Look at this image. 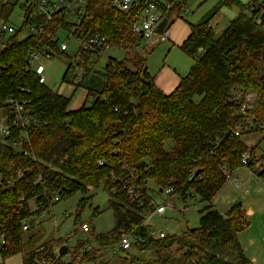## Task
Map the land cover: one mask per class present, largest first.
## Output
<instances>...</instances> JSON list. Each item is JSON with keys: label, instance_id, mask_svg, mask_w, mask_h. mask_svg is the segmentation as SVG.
<instances>
[{"label": "trees", "instance_id": "trees-1", "mask_svg": "<svg viewBox=\"0 0 264 264\" xmlns=\"http://www.w3.org/2000/svg\"><path fill=\"white\" fill-rule=\"evenodd\" d=\"M35 1L0 0V25L10 20L20 3L25 11L14 33L4 39L6 34L0 31V107L6 110L8 124L16 115L12 99L30 106L34 119L26 128L27 136H21V127H13L0 142L2 260L21 253L22 264H38L42 258L51 259L53 264L81 263L115 248L121 234L135 227L145 235V217L135 209L128 189H140L147 205L152 201L148 184L153 182L160 191L173 187L182 199L196 195L208 202L201 209L199 226L185 231L186 240L176 251L184 257L182 264H254L240 241V233L251 225L244 207L236 202L223 213L212 201L240 166H247L264 181V154L257 157L258 144L250 150L251 161L242 163L243 154L249 150L242 136L261 130L252 124L264 123V29L255 21L256 11L239 0H221L201 20L189 23L190 32L181 48L194 63L167 93L158 86L141 55L147 44L133 31V15L120 11L117 0H86L81 24L84 36L99 33L113 48L124 49L133 57H110L100 69L101 60H94L92 51L58 50V55L68 61L63 83L86 92L84 103L71 109L74 93L67 97L40 83L28 63L31 50L57 48L53 36L60 39L66 34L70 38L71 24L61 11L51 20L37 15ZM187 2L174 0L168 17H179ZM222 6H237L239 13L217 35L211 21ZM37 20H47L43 30L38 35H24L27 25ZM75 62L83 68L79 82L70 78ZM249 90L258 93L256 107L241 114L236 96ZM237 128L239 134L233 132ZM169 140L173 146L168 151L165 144ZM224 166L231 169L230 176ZM9 181L13 182L10 186ZM91 188H102L110 195L113 229L94 235L91 228V238L77 240L70 262L62 260L71 248L64 237H51L27 250L36 236L26 234L37 226L38 212L32 203L47 206L56 194L60 202L81 193L76 213L80 225L83 208L92 198ZM27 220L31 227L23 230ZM169 238V233L165 238H150L137 249L163 252L176 242L174 236L168 243ZM84 244L90 248L81 253ZM64 245L67 252L60 254ZM39 247L43 249L37 251Z\"/></svg>", "mask_w": 264, "mask_h": 264}, {"label": "rangeland", "instance_id": "rangeland-1", "mask_svg": "<svg viewBox=\"0 0 264 264\" xmlns=\"http://www.w3.org/2000/svg\"><path fill=\"white\" fill-rule=\"evenodd\" d=\"M217 0H188L185 5V10L187 12L182 11V14L177 17L173 15L169 19V23H171V27L173 28V34L171 38H169L165 42L158 43L154 46H147L145 49L141 50V55L146 58V66L148 67L149 72L154 77L158 76V73L164 68H169L171 70L176 69L182 76L187 75L190 72L191 67L194 63V58L187 54L182 48L181 45L178 44L177 38L175 35L176 31L184 32L190 26V22H197L201 20L204 16H206L207 12H209L212 8L211 4L217 3ZM219 1V0H218ZM246 1V0H243ZM209 10V11H208ZM24 9L21 7V3L17 5L14 9L13 13L10 16V20L7 22L13 26H21L23 21ZM205 13V15H204ZM239 13V9L237 6H222L221 10L215 15V17L211 21V25L217 35L226 28L232 18ZM7 37L5 35L4 39ZM66 34L60 35V40L65 41ZM80 42L70 36L68 42V52H75L79 47ZM109 57L116 58L118 60L122 59H130L133 57V54L125 51L120 48H112L109 51ZM41 63L45 67L44 76L46 78L45 84L53 90L61 91L63 95H71L72 86L69 83H63V76L65 74L66 68L68 66V61L61 55H55L50 59H41ZM105 61L101 62L100 68L103 69ZM128 68L132 69V65L130 62L127 63ZM73 78V76H70ZM200 97H196V100H199ZM84 100V94L82 89H78L72 99L70 108H79ZM88 104H91V100L88 101ZM6 125V110L0 107V142H4L5 135L3 133V127ZM245 144L249 145V147H253L250 144L254 143V145L258 144L256 149V155L262 156L264 154V131L263 130H253L249 133H246L242 136ZM173 146V141L169 140L165 144L166 150H171ZM16 149H20L19 145L15 146ZM237 170V169H235ZM234 170V171H235ZM248 170L241 169L235 173V176H238L242 183L246 182L244 186L237 187L232 177L228 178L225 185L218 192V194L213 199V204L215 207L225 211V208L229 207V200L235 197L238 198L242 193L244 194L245 189H259L258 188V176L255 174L253 176H249L247 173ZM149 190L148 194L151 199L160 204L164 203L167 200V196L164 191H160L159 188L153 184V182H149ZM89 195L92 196L91 203H87L83 208V211L80 215L81 221L89 222L91 228H93L94 235L100 233H106L114 228L115 220L112 211L108 208V201L110 199V195L104 191L102 188H91ZM83 197L81 193H77L76 195L64 199L56 203L54 206V210L56 213V219L58 222L57 230L54 229V219H51V223L44 226V221L40 220L41 218H37V226L32 227L27 235L35 234V238L32 243L29 244L27 250L37 248L40 243L45 242L46 240L54 237H67V235L75 232L79 227V222L76 221V213L77 206L80 202V199ZM242 198V197H241ZM232 202V201H231ZM237 202H240L238 200ZM174 209L168 208L165 216L155 215L151 219H147L145 222V227L151 230H162L169 233L171 238H169L168 243L173 239L172 237H176V242L171 244L169 248L163 250V252H157L154 249H131L129 251L119 250L118 248H109L97 253V262L87 261V263L82 264H182L184 261V257L176 253L177 249L181 246V244L186 240L185 231L188 228L198 227L200 224V219L202 216L201 209H203L208 202L202 200L199 196L189 195L186 199H182V197H175L172 200ZM33 208L35 207V203L31 205ZM98 207L97 211L94 209ZM68 212L70 214L69 218H65L64 214ZM49 216V214H48ZM49 221V218H46ZM88 234H85L81 231H77L75 237L67 239L68 246H74L75 242L78 239H82L87 237ZM95 248H97V244L95 241L91 243ZM1 246V241H0ZM26 250V251H27ZM164 258H169L167 261H162ZM71 259V258H70ZM72 261V260H71ZM79 260L73 262V264H77ZM23 262V255L17 254L14 256L8 257L6 260H2L0 257V264H21Z\"/></svg>", "mask_w": 264, "mask_h": 264}, {"label": "built area", "instance_id": "built-area-1", "mask_svg": "<svg viewBox=\"0 0 264 264\" xmlns=\"http://www.w3.org/2000/svg\"><path fill=\"white\" fill-rule=\"evenodd\" d=\"M37 8V15H44L47 20H51L53 15L57 11H61L65 16L67 22L71 24L70 34L74 38H76L80 45L77 50H89L94 54V60H104V66L110 61L109 51L113 48L109 41L105 36L99 33H93L91 35L84 36V32L81 31L82 19L85 14L86 8V0H36L35 2ZM174 3V0H117L116 7L125 13L133 15L135 19V23L133 25V31L144 38L147 46H154L158 43L165 42L170 38L171 35V23H169L170 17H168V13ZM251 10L256 11L257 15L255 18L256 23L264 29V0H249L246 3ZM27 5V4H26ZM182 11L187 12L185 10V5L182 7ZM172 17V16H171ZM166 19V24L162 31H159V25ZM45 20V23L47 22ZM42 20H37L36 22H32L27 25L24 35H38L45 25ZM18 26H13L8 23H4L0 25V31L3 34H11L17 30ZM84 36V37H83ZM77 37H82L81 39ZM52 41L57 43V48L47 47L43 49H33L29 53V67L38 75L39 82L45 83L46 78L44 76L45 67L41 63V59H50L55 55H58V50L68 51L69 46V38H66L65 41H61L57 36L52 37ZM76 50V51H77ZM80 61V60H78ZM78 63H74L75 68L72 71V76L74 81H81L83 78V68L77 67ZM103 66V67H104ZM92 67L93 63H92ZM101 69V68H100ZM74 89H76L75 85H72ZM86 95V93H85ZM258 93L254 90H249L247 92H241L236 96V102L240 105L239 113L247 114L251 111L255 110L256 101H257ZM17 100H11V104L15 107V118L11 124H8L6 121V125L3 127L4 135H9L11 132V128H22L21 136H27L26 128L31 125L34 121L32 115V109L30 106H26L25 102H15ZM8 117L6 116V119ZM253 128H260L264 131V123L260 124H252ZM233 132L235 134L240 133V129H234ZM249 147V145H248ZM251 147L249 150L243 154L242 163L244 165L248 164L251 160L250 156ZM103 164V160L99 161ZM264 164V163H263ZM259 168H263L262 165H258ZM224 172L227 176H230L231 169L228 166H224ZM13 182L9 181L8 186L12 185ZM167 196V200L164 203H156L153 200L149 204H145V196L141 193L140 189L136 187H129L128 194L132 198V202L136 205L135 209L142 211L143 216L145 217V222L147 219H151L153 216H165L168 208L174 209L172 200L177 196V193L173 187H167L164 190ZM60 197L56 194L51 198L47 206L44 205H36L33 210L38 212V216L36 218L43 219L48 214H51L54 211V203L58 202ZM53 202V203H52ZM64 217L67 219L70 217V214L66 212ZM40 219V220H41ZM38 220V219H37ZM36 220V221H37ZM144 222V225H145ZM55 226L58 225L57 219L54 218ZM31 227V223L27 220L23 224V230H29ZM135 230L131 232H124L121 234L116 248L119 250L129 251L134 248H138L143 244H146L150 238L160 239L165 238L168 233L162 230H146V234H141ZM147 229V228H146ZM77 231H81L88 236L91 235V225L88 222H82L78 230L64 237L65 239H69L75 237ZM89 239V238H85ZM90 248V244H84L80 248V252L83 253L87 249ZM43 247H39L37 251L42 250ZM58 258H60L59 251ZM81 257V256H80ZM38 264H53L51 259L42 258L38 260Z\"/></svg>", "mask_w": 264, "mask_h": 264}, {"label": "crops", "instance_id": "crops-1", "mask_svg": "<svg viewBox=\"0 0 264 264\" xmlns=\"http://www.w3.org/2000/svg\"><path fill=\"white\" fill-rule=\"evenodd\" d=\"M220 1L221 0H219V1L217 0L216 1L217 3H214V4L212 3L211 4V6H212L211 10ZM239 1L246 4L249 0H246V1L239 0ZM221 8H220V10H221ZM205 13H209V12H207V10H206ZM205 13H204V15H205ZM236 16H237V14H236ZM190 23H194V22H190ZM189 32H190V27L187 30H185L184 32H179V31L175 32L178 44L181 45L184 42V40L187 38ZM172 34H173V28L171 27V35ZM171 35H170V38H171ZM182 77H184V76H182L181 73L176 71V69L171 70L169 68L164 67L158 73V76L155 77V81L163 91L169 93L172 90H174V88L178 85V83ZM72 89L73 90L71 92V95L73 93L75 94V92L77 91L74 89V87H72ZM82 91L84 94V100L82 102V104H83L85 101V97H86L85 93L86 92L84 90H82ZM59 93L62 94L61 91ZM71 95H67V97L71 96ZM254 144H255V142L250 144V145L255 146ZM245 168L248 170L247 173H249V176L255 175V173H253L247 166L238 167L237 170L233 171L232 175H231L232 180L237 187L244 186L246 182L242 183L243 181H240L238 176H235V173L238 172L239 170L245 169ZM258 180L259 181H258L257 186L259 189H245L244 194L242 193L238 198L235 199V197H234L233 199L229 200V202H230L229 207L225 208V211L228 210L238 200H240V203L242 204V206L246 210V212L250 218V221H251V225L247 229H245L243 232L240 233V241L242 243V246L244 248L245 253L252 260V262L254 264H264V181L261 180L260 178H258ZM219 210L224 213L223 210H221V209H219ZM46 218H49L50 220L47 221ZM54 218H57L55 210L51 214H49V216L47 215L42 219V222L44 221V223H43L44 226L51 223V221H53L51 219H54ZM54 229H55V227H54ZM54 236H57V235L54 234ZM85 238H91V237L87 236ZM85 238H82V239L84 240ZM65 244H67V242H65ZM76 244H77V241L75 242L74 246H71V248L69 250L70 253L64 255L62 260H64L65 262L71 261V259H70L71 258V252H72V250ZM94 256H96V254ZM97 260L98 259H93V260H89V261H94V263H95ZM82 263H87V261H84L81 263L77 262V264H82Z\"/></svg>", "mask_w": 264, "mask_h": 264}, {"label": "water", "instance_id": "water-1", "mask_svg": "<svg viewBox=\"0 0 264 264\" xmlns=\"http://www.w3.org/2000/svg\"><path fill=\"white\" fill-rule=\"evenodd\" d=\"M165 24H166V19H163V21L160 23V25H159V28H158V30L159 31H162L163 30V28H164V26H165ZM198 174V172H196L195 174H194V176L192 177V179L196 176ZM67 252V246H62L61 248H60V254H65Z\"/></svg>", "mask_w": 264, "mask_h": 264}]
</instances>
